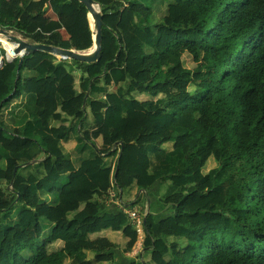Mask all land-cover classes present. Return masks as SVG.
<instances>
[{"label":"trees","instance_id":"16d2710c","mask_svg":"<svg viewBox=\"0 0 264 264\" xmlns=\"http://www.w3.org/2000/svg\"><path fill=\"white\" fill-rule=\"evenodd\" d=\"M48 1L63 22L39 19L29 0H0V27L34 43L92 48L87 5ZM95 1L104 21L99 61L40 51L0 68V181L8 193L0 188V264L112 260L115 243L92 236L123 231L130 250L139 233L123 209H109L110 189L136 182L148 190L164 180L173 214L145 218L144 248L155 263L264 264V0H128V12L121 0ZM159 4L166 9L158 21ZM49 81L57 105L46 109L39 96ZM94 92L106 97L91 99ZM51 117L74 123L52 127ZM72 133L85 155L78 166L64 145ZM210 159L220 162L206 171ZM41 237L39 252L26 253ZM58 239L65 246L49 252Z\"/></svg>","mask_w":264,"mask_h":264},{"label":"crops","instance_id":"0c3cea01","mask_svg":"<svg viewBox=\"0 0 264 264\" xmlns=\"http://www.w3.org/2000/svg\"><path fill=\"white\" fill-rule=\"evenodd\" d=\"M123 1L125 6H123V10L128 12V3L124 0ZM169 3V1H168ZM29 6L32 8H35L37 11L41 12L39 19L44 20L46 22L52 21V20H59L63 22L64 16L56 14L50 7L48 0H29ZM64 30V29H63ZM62 32V30H61ZM40 51H37L35 53H32L33 58L36 59L40 53ZM78 72V78H76L75 73ZM74 75L76 78V84L79 88L80 86V78L82 76V72L78 69H75ZM103 84V82H101ZM122 85V84H121ZM49 86V87H48ZM48 88L46 87L39 96V103L44 106L46 109H50L53 106L57 105V101L55 98V86L54 84L49 81ZM118 86L116 85H109L107 86L108 92H115L117 91ZM91 99H103L106 97L104 93H89L88 94ZM142 100H148L150 99L148 95L146 94H138L137 95ZM160 97L165 96V94L161 93L159 95ZM20 100L17 98L15 99L12 104L10 105V108L13 107L17 102ZM9 108V109H10ZM60 110V108H59ZM87 115L90 122L93 121V113L91 112L90 106H87ZM49 123L52 127H62L66 126L67 128H70L72 124L74 123V119L70 118L67 121L55 119L54 117H51L49 119ZM71 138L68 142H65L66 148L69 150V152H73L77 145V139L76 134L72 133ZM94 142L98 145L99 148L103 147V139L102 137H99L98 139H95ZM175 141L169 140L165 142L164 147L168 150L174 149ZM92 147L90 146L89 149ZM120 150L117 149V152ZM73 161L76 166L80 164L81 162V156L78 153V155L72 156ZM44 159V156L40 158V160ZM117 157L115 158V160ZM7 184L5 182L0 181V188H5ZM5 186V187H4ZM169 186L168 181H160L156 183L151 189L144 190L139 188L137 183H133L131 186H128L124 188L123 190L119 191L120 198L119 200L113 199L110 194L108 195L107 204L109 206V209L111 211H117L121 210L122 208L127 210H137L140 213H144V215H151L156 221H161L173 214V204L166 202L163 200L162 196L167 191ZM118 191V190H117ZM5 194H8L7 191L4 189ZM60 192L58 188L54 189L52 194L55 195V193ZM51 194V199L53 198ZM134 204L132 206H127L128 204ZM71 207H77L79 209L81 207V204H74L71 205ZM143 215V216H144ZM145 216V218H146ZM145 220V219H144ZM48 227H50L52 224L47 223ZM106 237L113 241L115 243L116 248L114 249V258L110 261H106L101 264H157L154 262L152 257V251L144 248V239H145V231L139 236L137 242L134 244L133 248L129 250V243L130 238L127 237L123 231H116L112 229L104 230L98 234H94L92 237ZM43 238H39L37 241H34L30 248L27 250L29 251V254H37L39 252V249L42 245L41 241ZM65 246V242L61 239L55 240L54 242L48 244L47 249L49 252H56L63 248ZM88 258H94L95 254L92 251H87Z\"/></svg>","mask_w":264,"mask_h":264},{"label":"water","instance_id":"95a60500","mask_svg":"<svg viewBox=\"0 0 264 264\" xmlns=\"http://www.w3.org/2000/svg\"><path fill=\"white\" fill-rule=\"evenodd\" d=\"M84 2L88 9H89V19H90V13L93 14L94 17V25L95 30L93 28V23L90 20L91 27L93 31L95 32L94 35V50L91 48V52L89 51H78L76 49H66L61 47H56L44 43H33L26 40L24 37H19L16 35H11V33L8 30L0 28V33H3L4 35L8 36L12 40L18 43V47L16 49L17 53L22 52L24 56L30 55L32 53H35L37 51H43V52H50L53 54H59L62 56H65L70 59H77L80 61H85L88 63H95L99 61L100 54H101V40H102V33H103V26L104 21L102 17L101 7L99 3H97L95 0H80ZM98 6V9H96L95 6ZM93 45V46H94ZM23 63V58L20 59V64Z\"/></svg>","mask_w":264,"mask_h":264},{"label":"built area","instance_id":"2783aa9c","mask_svg":"<svg viewBox=\"0 0 264 264\" xmlns=\"http://www.w3.org/2000/svg\"><path fill=\"white\" fill-rule=\"evenodd\" d=\"M2 29L8 30L10 33L13 32V30H9L6 28H2ZM0 34L4 35L3 33H0ZM11 35H13V34L11 33ZM4 36L7 37V39L12 40L8 36H6V35H4ZM19 37H21V36H19ZM12 41H13V43L16 44V48L14 49V53L16 54V56L10 58L9 57V48L3 44L6 47V49L5 48L3 49L0 47V68H2L4 66L5 62H18V61H20L21 58L25 57L23 55V53H21V52L17 53L16 52V49L18 47V43L15 42L14 40H12ZM55 55L58 56V58H59L57 61H66L67 59H69V58L62 56V55H59V54H55ZM113 184H114V182H113ZM119 191H120L119 189H117L115 186H113V188L110 189L109 194L113 199L119 200V198H120ZM122 209L129 215L132 224L135 226V228L137 229L139 236H140L145 231L144 230V228H145V220L144 219H145L146 215H144V216L141 215V213L138 212L137 210H127L124 208H122Z\"/></svg>","mask_w":264,"mask_h":264},{"label":"rangeland","instance_id":"374dc122","mask_svg":"<svg viewBox=\"0 0 264 264\" xmlns=\"http://www.w3.org/2000/svg\"><path fill=\"white\" fill-rule=\"evenodd\" d=\"M124 1H128V0H124ZM171 2H173L172 0H170L169 1V3H171ZM123 4H124V6H125V4L126 3H124L123 2ZM165 9H166V6L165 5H161V4H159L157 7H156V9L154 10V12H155V17H156V20H160L162 17H163V15H164V13H165ZM95 30V29H94ZM13 35H16V36H21V37H24V38H26V40L27 41H29V42H33L30 38H27V37H25L24 35H22L21 33H19V32H17V31H14L13 30V32H11ZM62 34L64 35V37H66V38H68L69 36H68V34L65 32V30H62ZM9 40V39H8ZM9 41H11V42H13L12 40H9ZM34 43V42H33ZM0 47L1 48H5L6 49V47L3 45V43H0ZM56 58H57V60L59 59L58 58V56H56ZM183 60H184V64L187 66V67H190V68H194L195 67V62H194V60H193V57L190 55V54H188V53H186L184 56H183ZM66 61H70V58L69 59H67ZM29 71H25V73H24V75H25V78L26 77H28L29 75ZM75 75H76V78H78V72H76L75 73ZM190 91L191 92H194L195 91V87H194V85H192L191 87H190ZM138 95V94H137ZM160 97V96H159ZM12 104V103H11ZM10 104V105H11ZM9 105V106H10ZM88 121H89V119H88ZM73 135V134H72ZM65 145V144H64ZM66 147V146H65ZM67 149V148H66ZM67 151H69L68 149H67ZM71 153V152H70ZM72 154V156H74V155H78V153H77V150H76V148H75V150L71 153ZM81 157H83V156H85V155H80ZM220 162V160L219 159H217V160H214V159H210L209 160V162L207 163V166H206V171H208L210 168H212V167H215V166H217L218 165V163ZM6 186V185H5ZM4 186V187H5ZM5 190H6V187L4 188ZM141 215H144V213H141ZM184 240V242L186 243V239H183ZM26 253H29V251H27Z\"/></svg>","mask_w":264,"mask_h":264},{"label":"bare ground","instance_id":"6f19581e","mask_svg":"<svg viewBox=\"0 0 264 264\" xmlns=\"http://www.w3.org/2000/svg\"><path fill=\"white\" fill-rule=\"evenodd\" d=\"M96 9H98V6H95ZM92 16V23H93V28L95 29V25H94V17L93 14L91 13ZM0 43H3L5 46H7L9 48V57L12 58L14 56H16V54L14 53V49L16 48V44L9 41L7 39V37H5L4 35L0 34ZM95 45L91 48L92 50H94ZM89 49L87 51L91 52L92 50ZM22 53V52H21ZM20 55V54H19Z\"/></svg>","mask_w":264,"mask_h":264}]
</instances>
